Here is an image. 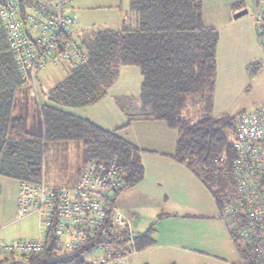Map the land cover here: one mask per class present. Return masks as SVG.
Segmentation results:
<instances>
[{
	"label": "trees",
	"instance_id": "1",
	"mask_svg": "<svg viewBox=\"0 0 264 264\" xmlns=\"http://www.w3.org/2000/svg\"><path fill=\"white\" fill-rule=\"evenodd\" d=\"M78 38L88 55L87 64L68 70L48 89L38 74L45 98L38 106L15 68L0 22V176L38 184L42 145L74 143L81 149L82 167L89 161L116 159L124 170L125 189L137 185L144 176L140 151L115 133L63 111L95 105L106 96L122 66H136L142 82L135 100L139 108L130 120L163 121L177 131L172 159L201 181L220 212L222 194L233 185L232 139L238 115H212L219 36L204 24L201 1L130 0L128 21L120 30L93 28ZM133 238L135 251L153 243L149 233ZM234 245L244 255L242 245ZM85 251L9 255L0 264H91Z\"/></svg>",
	"mask_w": 264,
	"mask_h": 264
},
{
	"label": "crops",
	"instance_id": "2",
	"mask_svg": "<svg viewBox=\"0 0 264 264\" xmlns=\"http://www.w3.org/2000/svg\"><path fill=\"white\" fill-rule=\"evenodd\" d=\"M200 1L204 24L215 28L219 36L212 115L233 117L264 106V80L258 82L264 79V50L259 44L253 15L234 19L236 13L249 6L255 12L264 0ZM67 13L77 20L78 35L93 28L118 31L128 21L130 0H72ZM60 69L65 76L68 71ZM44 70L39 78L43 88L48 89L57 82L50 81ZM141 82L139 68L122 66L106 96L95 105L63 108L68 114L115 133L140 151L143 179L123 190L115 200L116 207L131 219L133 236L149 233L153 241L151 246L134 254L142 258L158 248H177L190 256L189 264H200L202 260L212 259L210 251L215 249V242L223 246L229 243L237 251L213 196L190 170L172 159L177 131L163 121L130 120L129 116L139 108L135 100ZM41 102L45 103L43 96ZM80 170L71 186L76 184ZM18 188V181L0 176V234L16 222ZM215 224L222 233L218 236H215ZM37 238L38 233L26 239ZM17 239L25 238L0 235V241L5 243ZM182 245L187 246L178 248ZM134 254L128 256L127 264H135Z\"/></svg>",
	"mask_w": 264,
	"mask_h": 264
},
{
	"label": "built area",
	"instance_id": "3",
	"mask_svg": "<svg viewBox=\"0 0 264 264\" xmlns=\"http://www.w3.org/2000/svg\"><path fill=\"white\" fill-rule=\"evenodd\" d=\"M71 1L0 3L9 52L38 106L42 99L38 74L46 66H59L67 72L88 62L78 38V22L67 13ZM253 20L264 50V1ZM232 144L236 156L233 185L222 194L219 215L233 243L242 245V264H264V106L238 115ZM125 187L124 170L116 159L89 161L76 184L69 187H48L43 178L35 185L19 182L16 221L36 217L38 238L0 241V259L41 255L51 244L57 253L84 249L91 264H127L128 256L135 253L131 219L115 205Z\"/></svg>",
	"mask_w": 264,
	"mask_h": 264
},
{
	"label": "rangeland",
	"instance_id": "4",
	"mask_svg": "<svg viewBox=\"0 0 264 264\" xmlns=\"http://www.w3.org/2000/svg\"><path fill=\"white\" fill-rule=\"evenodd\" d=\"M246 11L248 13L245 17L249 18L253 15L254 10L252 6H249ZM43 74L48 76V79L52 82H58L64 77V74L59 66L55 67L48 65ZM263 80L264 79L262 78L258 82L261 83ZM256 85L257 84L255 83L253 87H256ZM195 114L196 110L191 113L193 116ZM82 160L83 156L81 149H79L74 143L63 145L47 142L46 145H42L41 168L44 183L46 186L52 188L71 186L75 181L77 173L80 169H82ZM213 228L217 233L215 236L222 234L221 232H218L220 228L217 224H215ZM37 233V219L32 216L10 224L1 231L0 235H5L6 238L26 239L34 234L37 235ZM165 237L166 236L163 238L165 239ZM186 246L187 245H182V247L178 248H186ZM221 246L223 245L215 242L213 244L215 249H212L211 251L209 250L213 260H202L200 264H242L241 256L237 251H235L231 244L228 243L226 246L224 245V248ZM132 260L135 264H189L192 259L190 256L186 255L182 249L158 248L148 256H144L142 258L134 254L132 256ZM193 263H195L194 260Z\"/></svg>",
	"mask_w": 264,
	"mask_h": 264
},
{
	"label": "water",
	"instance_id": "5",
	"mask_svg": "<svg viewBox=\"0 0 264 264\" xmlns=\"http://www.w3.org/2000/svg\"><path fill=\"white\" fill-rule=\"evenodd\" d=\"M246 14H247V11L246 10H242V11H240V12H238V13H236L234 15V19L240 18V17H242V16H244ZM47 251H49V252L52 251V245L51 244H49L47 246Z\"/></svg>",
	"mask_w": 264,
	"mask_h": 264
}]
</instances>
